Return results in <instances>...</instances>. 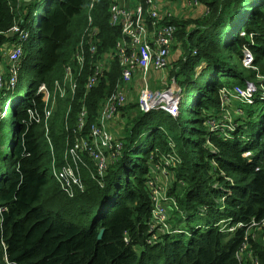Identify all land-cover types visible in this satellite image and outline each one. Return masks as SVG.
<instances>
[{
	"label": "trees",
	"instance_id": "16d2710c",
	"mask_svg": "<svg viewBox=\"0 0 264 264\" xmlns=\"http://www.w3.org/2000/svg\"><path fill=\"white\" fill-rule=\"evenodd\" d=\"M199 3L209 10L208 16L185 22L179 17L171 20L178 29L176 41L184 46V57L173 63L170 74L188 95L196 94L191 110L186 102L181 103L176 117L163 111L131 114L137 105L120 109L119 117L126 116L128 121L114 136L122 147L107 168L103 188L80 165L84 192L69 198L46 174L52 164L56 168L68 164L64 153L76 135L88 69L80 76L73 100L56 96L60 109L53 118L58 124L51 121L52 113L46 129L43 122L30 119V113L43 118L44 103L37 89L44 84L52 93V83L62 78V68L70 62L87 25L90 4L99 31V56L114 48L120 31L109 25V0H0V48L15 41L8 31L16 22L29 33L17 85L7 90L4 79L1 89L2 104L8 107L7 117L0 118V264H141V258L146 264H239L236 253L244 229L227 234L219 229L223 224L228 229L264 219V99L247 106L252 108L245 110V119L236 130L241 140H233L235 133L230 140L211 138L214 153L205 146L204 123L207 114L218 108L221 89L258 85L255 71L248 76L245 69L237 71L235 63L240 64L243 48L253 54V66L264 78V0ZM119 77L118 65L112 63L98 86L88 92L87 129L95 122L98 103L110 95ZM199 78L205 80L200 83ZM184 115L192 117L187 125ZM191 124H197V130ZM185 126L188 128L182 131ZM146 135L148 139L142 141ZM170 142L180 159L173 170L171 196L186 219L198 215L211 223L186 235H163L159 244L150 247L144 245L151 212L145 182L157 156L172 152ZM84 159L89 170L96 172L88 158ZM215 183L230 189L229 194L218 195ZM171 222L173 227L180 223ZM142 245L146 249L138 258L135 247ZM250 245L253 256L264 264V242L250 240Z\"/></svg>",
	"mask_w": 264,
	"mask_h": 264
},
{
	"label": "built area",
	"instance_id": "2783aa9c",
	"mask_svg": "<svg viewBox=\"0 0 264 264\" xmlns=\"http://www.w3.org/2000/svg\"><path fill=\"white\" fill-rule=\"evenodd\" d=\"M199 5L198 0H188L185 3V7H198ZM92 8L93 4H90L86 14L87 25L78 39L70 62L63 67L62 78L54 82V92L50 93L44 84H40L37 89V93L41 95V100L44 103L43 118L39 113H30V119L37 124L43 122L46 129V123L56 106V96L59 99H66L67 96H70V99L73 100L78 91V85L81 83L79 82L80 76L86 68L88 69V75L83 82L82 105L75 124L76 135L65 152L68 164L62 168H56L52 164L47 171L50 174L48 177L54 179L59 184L61 191L69 198H73L78 192H84V184L79 172L80 165L85 167L90 175L93 174L99 187H103L107 168L119 155V150L122 147L121 143L115 141L109 125L111 122H115L119 110L127 106V96L136 76H139L143 85L137 105L140 112L163 111L171 117H176L181 105V89L170 93L166 89L168 85L165 78L161 81L162 89L152 91L148 88L149 75L167 70L172 48L178 44L176 41L178 29L171 22L174 17L173 12L161 7L160 0H109V25L120 31V37L111 51L99 56L97 46L99 31L93 24ZM204 10L208 11L206 8ZM8 33L10 36H15V41L11 45L0 48L3 50L1 57L5 56L8 64L7 72H0V89L3 80L6 79L7 90H13L19 80L21 61L24 55L23 46L29 33L20 28L18 22L10 28ZM115 62L118 65L120 77L110 95L98 103L99 110L95 122L87 129L88 109L85 101L88 92L98 86L105 74L109 72L111 64ZM253 62V54L246 47L243 48L240 60L242 68H249L256 72L257 69L253 66ZM256 77L262 79L257 86L247 84L243 87L234 86L219 91V106L207 114L204 123L207 130L205 139L208 146L213 148V153L215 148L210 143L211 138L232 139L235 128L242 125L241 110L244 106L253 105L256 100L264 99V78L259 77L258 73H256ZM163 95H167V97L163 99ZM229 104L232 106L229 107ZM70 108L69 106L67 115ZM225 121L230 125L226 126ZM176 155L172 149L170 154L157 158L151 163V169L147 173L145 187L153 209L147 224L149 236L146 240L151 246L159 244L160 237L163 235L182 233L172 225L171 221L176 215L187 220L179 211L176 200L170 194L171 186L161 185L163 182L171 184L174 180L173 170L180 163V159L178 160V155ZM85 157L93 164L96 172L89 170ZM68 158L72 161L73 166L68 162ZM161 165L165 168L164 176L155 174L156 171H161ZM212 165L217 167L215 162H212ZM223 174L221 172L220 175L224 176ZM226 182L230 185L233 184L230 178H226ZM220 189L222 194L230 192V189L226 187L220 186ZM217 194L222 195L218 192ZM219 202L223 203L224 197H221ZM222 210L223 207L220 208V211ZM261 225L264 228V219L252 220L247 224L239 223L228 229L224 228L228 233H234L236 229H244L243 243L236 253L239 264H245L247 260L250 264H259V261L253 256L250 240H254V233ZM198 228L199 226L196 229ZM219 231L222 232L221 225Z\"/></svg>",
	"mask_w": 264,
	"mask_h": 264
},
{
	"label": "rangeland",
	"instance_id": "374dc122",
	"mask_svg": "<svg viewBox=\"0 0 264 264\" xmlns=\"http://www.w3.org/2000/svg\"><path fill=\"white\" fill-rule=\"evenodd\" d=\"M199 1V0H198ZM181 4L182 3H180V2H176V5H175V8L180 12V14H179V19H180V21H183V22H185V21H189V20H194V19H198L200 16H208V14H209V10L208 11H205V10H201L200 11V13H199V15L197 14V12L195 11V10H197V9H187V10H185V7H182L181 6ZM177 15V14H176ZM174 17H175V15H174ZM78 28V27H77ZM178 44L177 45H175V48L172 50V52H174L173 54H174V57L171 59V56L172 55H170V58H169V62H168V68H167V70H165V72H160V73H152L151 75H150V79H149V85H148V88L150 89V90H152V91H154V90H160V89H162V87H161V81H162V79H164L165 78V81H166V83H167V87H166V89L167 90H169L170 91V93H174V92H176L178 89H181V91H182V94H181V97H180V102L182 103V102H186L187 104L189 103V105H188V107L190 108V110H191V104L194 102V100H195V98H193L194 97V95H196L195 93H194V95H188V93H187V91H184V89L182 88V87H180V86H178V84L172 79V76H171V74H170V72L172 73V69L173 68H171V66H173V63L174 62H177V60L178 59H180V58H183L184 57V46L182 45V43L180 42V41H178L177 42ZM2 54H3V50H0V72L1 73H5V72H7V68H8V64H7V60H6V57L5 56H3V57H1L2 56ZM180 57V58H179ZM227 57H230V55H227ZM229 63H230V65H232V64H234V63H232V62H230L229 61ZM235 66H236V68H237V71L238 72H243L244 71V69L247 71L246 73H245V76H248V75H250L252 72H253V70L252 69H249V68H245V67H243L242 68V66H241V64H239V63H235ZM174 67V66H173ZM63 69V68H62ZM196 71H197V74H198V72H199V70H197L196 69ZM226 72H233V70H226ZM259 70H257L256 71V73H258V75H259V77H261V75L259 74ZM169 74V75H168ZM110 75V74H109ZM107 79H108V77H107ZM135 80V79H134ZM133 80V81H134ZM205 80V78H199L198 79V82H200V83H202L203 81ZM255 80H256V82L258 83V82H260L262 79H260V78H258L257 79V77L255 76ZM46 88H47V90H48V87L46 86ZM143 88V85H141V87L139 86V87H136V88H134V91H132V92H138V93H135V94H133V96H132V99L128 102V104L127 105H131V106H135L136 107V105H138V97H139V93H140V91H141V89ZM1 89L3 90L4 89V84H3V86L1 87ZM1 89H0V118L1 119H5L6 117H7V108H6V106L8 105V104H6V106H5V104H2V102H3V98H4V96H3V92L1 91ZM52 90H53V92H54V90H55V85H54V83H52V88H51ZM49 91V90H48ZM195 92L194 91V89L192 90V89H190L189 90V92ZM50 92V91H49ZM130 92V91H129ZM167 97V95H163V99L164 98H166ZM62 103V102H61ZM60 103H58L55 107H54V110H53V116H52V118H51V121H54L55 120V118H53L54 117V115H55V113H57L58 111H59V109H60V105H59ZM232 106V104H229V107H231ZM8 107V106H7ZM135 107H134V109H135ZM59 108V109H58ZM249 108H252V107H247V106H244V108L241 110L242 111V115H241V118L243 117V120L245 119V110H247V109H249ZM98 110H99V106H98ZM97 110V111H98ZM137 111H139L138 109H136V110H134L133 112H131V114L132 113H135V112H137ZM140 112V111H139ZM179 114V113H178ZM183 118H184V124L185 125H187V120L188 119H190V118H192V117H189L188 115H184L183 116ZM197 119H198V117L197 116H195V117H193V120L194 121H197ZM240 119V118H239ZM258 119L256 118L255 119V121H257ZM127 121H128V118L126 117V116H124L123 118H122V116L121 117H119V115L117 116V118L115 119V124L117 125L116 126V131L113 133V135L115 136L116 134H117V136H118V134L122 131V129H123V127H124V125H126V123H127ZM56 125L58 124L57 122H56V120H55V122H54ZM68 123L70 124L71 123V118H68ZM224 124L226 125V126H228V125H230V123H228L227 121H225L224 122ZM192 125V129H195V130H197V128L196 127H198V125L197 124H191ZM188 127L187 126H185V127H183V129H182V131L183 130H186ZM238 128V127H237ZM237 128H235V131H234V133H235V136H234V139L233 140H237V139H242V137L240 136V134H238V131L236 132V130H237ZM64 130V128L62 129V130H60V132H59V135H60V133H61V135H62V131ZM196 133V132H195ZM233 133V134H234ZM247 134H250L249 132L247 133ZM115 138V137H114ZM197 138H198V134H195L194 135V139L195 140H197ZM148 139V135H146L143 139H142V141H146ZM67 143H68V139H67V141H66ZM69 146L71 145L70 143L68 144ZM205 146L206 147H211V146H208V144H207V142H206V139H205ZM67 147V146H66ZM169 147H170V149L172 150H174L175 151V147H174V145H173V143H169ZM65 150H66V148L64 149V151H63V153L65 152ZM145 151V148L144 147H142V149H141V153H143ZM175 153H176V151H175ZM247 153V155L250 157V156H252V154L250 153V152H246ZM65 154V153H64ZM136 155L137 154H133V156L134 157H136ZM137 156H139V155H137ZM177 156V155H176ZM141 156H139L137 159H139ZM161 157V155H159V156H157V158H160ZM177 158H178V160H179V157L177 156ZM135 161V160H134ZM3 166H1V168H2ZM151 168H149V170H150ZM164 173H165V168H164V166L163 165H161V171H156L155 172V174L156 175H158V176H164ZM50 174L49 173H47V176H49ZM224 175V174H223ZM223 177H225V176H223ZM161 185H163V186H165V187H168V186H171L172 187V184H168L167 182H163ZM214 187L217 189V192L219 193V194H222V191H221V189H220V186L217 184V183H215V185H214ZM150 203V211L153 209V204H152V202L150 201L149 202ZM173 217V216H172ZM174 219L175 220H179L180 221V223L176 226V228L177 229H179V230H181L182 231V235L184 234V235H186L187 233H190V231L191 230H194V229H196L198 226L199 227H205V226H208L210 223H211V221L209 220V219H207V218H202V217H199L198 215H194V216H192V217H190V218H188L187 220H185V219H183V218H181L179 215H176V217H174ZM175 222H177V221H175ZM221 223H223V222H221ZM220 223H218V225H219ZM221 228H222V233H224V234H227L228 232L224 229V228H226V226L223 224L222 226H221ZM263 228V226L261 225V226H259L258 228H257V231H256V233H254V241H262V242H264V232H260V231H262L261 229ZM264 229V228H263ZM148 236H149V234H148ZM175 238H177V236H175ZM186 238H187V236H184L183 237V239L184 240H186ZM128 242V241H127ZM144 245H147V246H150L151 247V245H149L148 243H147V240H145V242H144ZM135 249H136V252L137 251H139V255L137 254V257L138 258H140L141 257V255H140V251L141 250H145L146 248H143V245L142 246H140V247H135ZM152 252V251H151ZM151 252L149 253V254H151ZM153 253H156V251H154ZM140 262H141V264H146L147 263V261L143 258H141L140 259Z\"/></svg>",
	"mask_w": 264,
	"mask_h": 264
},
{
	"label": "crops",
	"instance_id": "0c3cea01",
	"mask_svg": "<svg viewBox=\"0 0 264 264\" xmlns=\"http://www.w3.org/2000/svg\"><path fill=\"white\" fill-rule=\"evenodd\" d=\"M169 1V2H168ZM176 2H180V0H160V3H162V4H165V3H168V7L167 6H163L164 7V9H166V10H169V11H171V12H173V14L175 15V17H179V14H180V12L175 8V5H176ZM180 3H182L181 4V6L182 7H185V3H186V1L183 3V2H180ZM187 9H197V10H195L196 12H197V14L199 15V13H200V11L201 10H204V6H202L201 4L198 6V7H185V10H187ZM179 14H178V13ZM177 14V15H176ZM174 53V52H173ZM173 53H171V59L174 57V54ZM170 58V57H169ZM170 60L168 59V62H169ZM171 68H172V66H171ZM152 74V73H151ZM150 74V75H151ZM150 75H149V77H148V83L150 82L149 81V79H150ZM141 80H140V78H139V76H136L135 77V80L133 81V83H132V85H131V87H130V92L128 93V96H127V100H128V102L132 99V96H133V94H135V93H138V92H132V91H134V88H136V87H141ZM179 86V85H178ZM116 124H115V122H111L110 123V125H109V129H110V132L113 134L115 131H116ZM114 136V135H113Z\"/></svg>",
	"mask_w": 264,
	"mask_h": 264
},
{
	"label": "clouds",
	"instance_id": "9594fccd",
	"mask_svg": "<svg viewBox=\"0 0 264 264\" xmlns=\"http://www.w3.org/2000/svg\"><path fill=\"white\" fill-rule=\"evenodd\" d=\"M54 180V179H53ZM55 181V180H54ZM56 182V181H55ZM57 183V182H56ZM58 184V183H57ZM59 185V184H58ZM60 187V186H59ZM101 188H103V187H101ZM61 189V188H60ZM63 193V192H62ZM161 238V237H160ZM154 246V245H153Z\"/></svg>",
	"mask_w": 264,
	"mask_h": 264
},
{
	"label": "water",
	"instance_id": "95a60500",
	"mask_svg": "<svg viewBox=\"0 0 264 264\" xmlns=\"http://www.w3.org/2000/svg\"><path fill=\"white\" fill-rule=\"evenodd\" d=\"M31 0H25V2H30Z\"/></svg>",
	"mask_w": 264,
	"mask_h": 264
},
{
	"label": "bare ground",
	"instance_id": "6f19581e",
	"mask_svg": "<svg viewBox=\"0 0 264 264\" xmlns=\"http://www.w3.org/2000/svg\"><path fill=\"white\" fill-rule=\"evenodd\" d=\"M218 210L220 211V208Z\"/></svg>",
	"mask_w": 264,
	"mask_h": 264
}]
</instances>
